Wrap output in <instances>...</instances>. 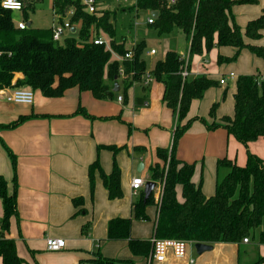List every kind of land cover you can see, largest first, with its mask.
I'll return each instance as SVG.
<instances>
[{
    "label": "trees",
    "instance_id": "trees-1",
    "mask_svg": "<svg viewBox=\"0 0 264 264\" xmlns=\"http://www.w3.org/2000/svg\"><path fill=\"white\" fill-rule=\"evenodd\" d=\"M22 4L19 12L27 24L29 15L42 0H18ZM257 0H176L168 6L167 0H137L136 4L124 10L134 12H157L150 28L158 37L179 32L189 41V56L202 55L213 48L229 47L235 50L232 58L218 57L217 62H233L242 50L264 61V47L245 44L243 35L257 41L264 32V9L261 15L247 23L244 34L234 21L231 8L236 5H255ZM53 12L60 19L68 18L70 26L79 25L78 32L61 41L53 42L51 29L16 27L11 11L0 8V91L25 89L38 91L46 99H59L66 91L77 88L79 92H89L97 101L112 100L119 93H112L113 84L124 79L121 91L123 102L126 93L134 84H141L146 72L155 82L164 86L163 105L176 117L169 149H157L156 156L161 164L150 167L152 182L162 186L157 201L153 238L156 240H178L192 244L214 245L217 243L241 244L253 239L264 244V160L247 153L243 167L226 158L216 162L214 194L206 198L200 186L191 182L194 166L180 162L176 158L179 140L199 118L187 119L190 105L201 100L205 92L215 83L205 77L185 79L180 72V56L169 51L164 60L156 61L152 68L144 59L145 44L140 42L132 49V57L125 59L127 50L123 42L115 39L112 13L103 11L101 16L85 12L82 0H53ZM103 32L108 38V49L104 45H94L92 33ZM116 55L121 60L113 59ZM16 74L21 80L13 83ZM264 71L262 75L241 76L236 79L233 97V116L224 117L221 124L207 125L208 129L223 128L228 135L241 145L264 140ZM214 105L210 117H214ZM74 115L94 120L79 106ZM27 118L2 126L13 129ZM132 127L128 126V134ZM124 148L106 147L113 154V168L106 175L96 160L88 169L90 192L93 191V176L97 172L107 191L109 200L121 198L120 170L116 164V154ZM140 150V148H136ZM13 157V156H11ZM15 172V161L12 158ZM181 186L183 202L176 200L175 188ZM16 176L13 189L9 193L5 180L0 177V201L3 216L0 219V264H25L18 257L15 243L6 238L11 218H17ZM153 193L144 201L131 204V219L116 218L107 224V241H126L133 256L148 258L152 244L150 241L130 237L132 220L147 222L146 207L154 205ZM74 207L81 205V199L73 200ZM257 234V237H256ZM256 237V238H255ZM89 264H133L104 258L99 251L93 254ZM252 264H264V256Z\"/></svg>",
    "mask_w": 264,
    "mask_h": 264
},
{
    "label": "crops",
    "instance_id": "crops-1",
    "mask_svg": "<svg viewBox=\"0 0 264 264\" xmlns=\"http://www.w3.org/2000/svg\"><path fill=\"white\" fill-rule=\"evenodd\" d=\"M103 2L104 0H96L99 12L97 16L102 15ZM263 9L264 0H257L255 5H236L231 8V14L242 35L247 23L257 19ZM123 12L126 13L124 9ZM140 12L143 11L134 10L131 13L136 14L138 18ZM144 13L146 17L143 20L134 22L130 25L131 29L127 28L126 32L122 31L118 36L114 24L115 39L119 43L123 42L126 50L144 42V59L150 69L156 61L164 60L166 54L158 60L156 49L146 50L145 42L158 36L150 25H147L148 13L145 11ZM51 15L52 21L47 29L53 28L60 21V17L53 10ZM61 20L60 22H66L68 18ZM28 23L31 27V23ZM78 26H71L70 30L63 34L62 40L76 34ZM91 38H102L109 42V38L101 31H94ZM182 39L188 48V55L185 56L186 53L183 51H177V54L187 59L190 80L199 77L208 79V76L212 75L210 70L208 71V61L203 58L204 54L214 49L217 52V59L224 57L219 53L222 48H226L221 51L225 55L226 51L230 54L235 52L233 48L215 47L208 53L193 55L196 59L192 68L189 41L183 36ZM243 42L264 47V32L257 41H251L243 35ZM169 49L170 45L167 51ZM151 50L155 51V55L150 54ZM239 54L255 63V66H259L260 63L264 70L262 59L251 55L245 49ZM113 59L118 60L119 57ZM217 72L215 69L213 74ZM245 74L256 75L249 72ZM230 75L221 77L220 80H225L224 85H219V82L216 85L225 88L230 82L236 83L237 78L234 75L230 78ZM21 79L22 75L16 74L13 83ZM123 83L124 79L117 82L120 94ZM153 83H156L153 87L151 84L148 87L142 83L134 84L127 91L132 92L131 99L128 100L126 94L124 102H117L119 107L97 101L89 92H79L77 88L69 89L59 99H46L40 92L35 91L33 104L29 106L13 105L3 100L4 95L13 89L0 92V125L6 126L20 118H27L13 129L0 130V177L5 180L9 193L13 189L14 176L17 182V218H11L9 231L5 237L14 241L17 255L25 264H89L88 261L98 251L104 258L130 261L133 264H190L189 260H193V264H252L264 254V244L256 241L241 244L217 243L210 245L212 249L201 255L195 253L194 244L188 243L187 256L184 260H177L168 253L164 262L149 263V257L133 256L126 241H107L108 222L116 218L131 219V204L143 197V189L135 194L131 191L132 179L141 178L145 183L152 182L150 167L161 164L156 156V150L171 147L176 117L162 103L164 86L155 81ZM208 91L209 89L205 94ZM235 91L234 84L232 116ZM198 101L200 100L191 103L187 119L199 118V115L205 114L204 111L200 112L201 104ZM79 106L94 120L81 115L73 116ZM116 116H120L121 120L113 119ZM223 117L226 116L215 115L214 118H207L205 124L193 122L176 148L177 160L194 166L191 182L195 186H200L201 193L206 198L214 194L218 160L226 158L234 161L239 167L245 165L243 153H246L245 156L250 153L264 160V140L242 145L241 152V144L233 136L228 135L226 130L207 128V125L213 123L221 124ZM128 126L133 128L130 134L127 133ZM111 146L117 148L126 146L133 151L130 157L122 150L115 156L120 170L121 190V198L116 200L108 199L107 191L97 172L93 176L92 194L88 179L89 166L96 160L106 175L111 173L113 154L106 149ZM133 148H140V151ZM12 158L15 161V172ZM140 161L144 164H141V172H137L135 165ZM157 185L153 190L154 205L145 209L149 221L131 222L132 239L151 242L153 238ZM175 193L176 200L182 203L181 186H176ZM79 199L81 205L74 207L72 201ZM2 216L3 207L0 201V219ZM49 238L63 240L64 249L58 252L47 251L45 241Z\"/></svg>",
    "mask_w": 264,
    "mask_h": 264
},
{
    "label": "rangeland",
    "instance_id": "rangeland-1",
    "mask_svg": "<svg viewBox=\"0 0 264 264\" xmlns=\"http://www.w3.org/2000/svg\"><path fill=\"white\" fill-rule=\"evenodd\" d=\"M127 7H128L127 5L120 6V4L117 3L115 0H104L103 4L101 5L102 11H107V12L112 13V15H113L112 16V23L115 24V26L117 28V36L119 35V33H122V31L126 32V29L130 28L131 27L130 25L133 24L134 22L137 23V22H139L140 19L143 20L146 17L145 16L146 14L144 12H140L138 15V18L136 17V14L128 12L127 10H125L126 13L124 14L123 9H125ZM51 11H52V0H42V3H40L39 5L37 4V6H35V10L32 14L28 13V15L30 14L28 21L31 23V27L32 28H38V29L49 28L50 23L52 21ZM13 16H14V21H18L19 19L20 20L22 19L20 13L14 12ZM181 38H182V35L179 32H174L173 34L161 36L159 38L156 37L151 41L149 40V41L145 42L146 43V50H149L150 48L156 49V51L158 53V55L156 56V59H158V60L162 59L164 57V55L168 53V51H174L176 53H177V51L178 52L183 51L184 53H186L185 56H187L188 55L187 54L188 48L186 46V43L183 42V39L181 40ZM62 43H63V41L59 42L60 45H62ZM168 45H170V49L167 51ZM222 50H226V48H222ZM221 51H219V53H220V55L224 56L222 58L228 57V59H229V58H232V56L234 55V53H232L233 54L232 55L229 53V51H226L225 53L228 55L227 56ZM203 53H206V52H203ZM216 57H217V52L214 49L210 53L204 54V57H203V58H205V60L208 61L207 62L208 71L210 70V72L212 74V75L208 76V79L215 83V85L211 89H209V91L205 94V96L200 101H198L201 104L200 112L204 111V113H205L204 115H199L198 117H199V119H203V120L210 118L209 114H210L211 108L214 105H217V108L215 109L214 116L215 115L216 116L221 115V116H226L228 118L232 117V95H233L235 83L230 82L227 87L220 88L218 85H216V83L219 82L221 77L232 74L236 78H238L241 76H247V74H245V73H248V72H249V74L253 73V74L258 75L259 73L263 74V71H264L262 69V66L260 65V63H259V66H255V63H251L247 58H244L241 54L238 55V57L235 61L226 62V63L225 62L218 63ZM195 59H196V57L192 56V62H191L192 68H193V63L195 62ZM253 59H254V57H253ZM215 69H217L218 72L213 74ZM152 83H151V86L153 87L154 84H156V83H153V84ZM126 94H127L128 100L131 99L132 92H128ZM119 95L122 97L121 94H119ZM116 97H117V95L114 96L112 100H106L104 102H106L110 106L119 107L120 105L117 104ZM122 105H124V104H122ZM229 116H231V117H229ZM113 119L121 120L120 116H116V118H113ZM126 125H128V124H126ZM126 129H127V133H128V127ZM132 131H133V128L130 131V133H132ZM240 146H239L240 151L242 152L243 146L242 145H240ZM133 149L135 151H138V149H136V148H133ZM122 151H125V153H127L128 157L132 156L131 153H133V151H131L129 147L127 148L126 146H124ZM245 154L246 153H243L244 163H246ZM139 163H141L142 165L144 164L141 161L137 162V164L135 165V168H137ZM138 176H140V175L138 174ZM256 237H257V234H256ZM249 241L253 242V239L251 238L248 240V242ZM242 243H243V241H242ZM263 256H264V254L261 257H263Z\"/></svg>",
    "mask_w": 264,
    "mask_h": 264
},
{
    "label": "built area",
    "instance_id": "built-area-1",
    "mask_svg": "<svg viewBox=\"0 0 264 264\" xmlns=\"http://www.w3.org/2000/svg\"><path fill=\"white\" fill-rule=\"evenodd\" d=\"M117 3L121 5H128V4H136L137 0H115ZM176 0H167L168 6L175 3ZM82 4L84 6L85 12L90 15H97V8H96V0H82ZM0 8L6 11H11L15 13H19L22 10V4L18 0H0ZM148 13V17L146 19L147 25H151L153 23L154 18L151 16L150 12ZM60 21H62L60 19ZM56 23V25L51 28L52 30V40L55 43H58L62 40L63 34L65 32H68L70 30V24L68 21L66 22H60ZM16 27L19 30H24L27 28V25L23 21H18L15 23ZM92 43L94 45H104L108 49V42L106 40H103L102 38H93ZM134 48V47H133ZM128 49L124 58L130 59L132 57V49ZM151 55H155V51L151 50ZM113 57H116L114 55ZM182 60V67L180 76L182 81L187 79L189 76L188 72V63L187 59L184 56H180ZM121 60V59H119ZM230 78H233V75H230ZM154 81V78L151 76L149 72H146L144 76V80L142 84L145 87H148L152 82ZM225 80L222 79L219 81V85H224ZM1 92V91H0ZM33 92L30 90L25 89H15L10 90L7 94L4 95L3 100L6 103L13 104V105H32L33 104ZM118 103H122L123 99L121 96H117L116 98ZM145 182L141 178H134L131 181L130 188L131 191L135 194L139 191H141L144 187ZM157 194H156V202L160 199L162 186L157 185ZM247 240H244L243 243H247ZM151 253L149 256V263L150 262H156V263H162L165 261V258L168 253H171L172 256L177 260H184L187 256V247L188 242L185 241H178V240H151ZM64 241L61 239H46L45 241V247L46 250L49 252H58L60 250L64 249ZM190 264H193V260H189Z\"/></svg>",
    "mask_w": 264,
    "mask_h": 264
},
{
    "label": "water",
    "instance_id": "water-1",
    "mask_svg": "<svg viewBox=\"0 0 264 264\" xmlns=\"http://www.w3.org/2000/svg\"><path fill=\"white\" fill-rule=\"evenodd\" d=\"M151 16L153 18H156L157 12H152ZM26 25H27V28H29L30 24L28 23ZM119 91H120L119 86H118L117 82H115L113 84L112 93L117 94V93H119ZM141 170H142V165H141V163H139L137 166V172H141ZM155 186H156V184L154 182H146L144 184L143 191H142L144 201L147 200V198L150 196L151 193H153ZM193 248H194L195 253L197 255H201L202 253H204L206 251H210L212 249L211 246L206 245V244H194Z\"/></svg>",
    "mask_w": 264,
    "mask_h": 264
}]
</instances>
